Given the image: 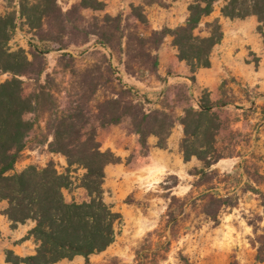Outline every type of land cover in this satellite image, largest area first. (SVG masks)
<instances>
[{
	"label": "rangeland",
	"instance_id": "1",
	"mask_svg": "<svg viewBox=\"0 0 264 264\" xmlns=\"http://www.w3.org/2000/svg\"><path fill=\"white\" fill-rule=\"evenodd\" d=\"M56 1L65 29L61 31L54 22L53 38L40 43L36 33L19 18L20 0H0V15L16 19L10 32L9 51L21 52L34 62L29 75L21 78L24 97L35 102L36 111L25 116L34 127L15 172L29 167L45 168L49 162H54L60 173L65 172L66 158L50 153L55 134L58 135L55 148H63L64 142H74L79 135L85 140L94 132L102 151L111 150L105 144L113 140L120 142L121 138L123 143L125 134L131 139L125 147L132 149V153L123 161L121 158L120 164L105 168L103 185L105 202L121 214L122 220L116 227L115 242L105 252L93 255L92 264H136L140 248L146 249L145 264L152 262L150 248L165 252V260L158 264H183L181 258L191 264H264L257 260L258 248L264 247V90L259 85L251 87L241 80L226 78L219 87V98L212 100L216 96L184 80L185 76L176 70L174 54L168 55L165 64L170 66L165 76L158 73L159 60L154 67L147 58H132L138 52L126 56L129 36L150 40L153 31L174 30L184 25L188 8L195 0H87V8L82 7V0ZM227 1L215 3L213 13L204 18L197 33L203 30L201 35H206L207 22L219 19L221 23V9ZM105 16H119L120 30L110 36L111 43L100 45L92 35L96 31L93 24ZM51 29L44 26L45 32ZM61 45L65 49L61 50ZM162 46L171 51L173 38H165L158 50ZM37 47L45 53L35 58L33 52ZM158 50L151 52L157 59ZM146 51L150 53V43ZM259 61L250 53L246 63L253 62L258 70ZM130 77H136L146 87H129ZM11 78L9 73L0 74V82ZM118 98L132 101L145 112L165 111L176 120L191 107L199 109L202 102L213 105L220 126L216 148L223 159L210 169L196 158L185 162L180 152L182 133V138L176 135L174 141L180 154L179 163L172 159L174 167L170 171L150 170L149 164L140 158L149 153L152 136L143 147L140 137L131 133L129 119L106 127L97 121L99 105ZM217 102L230 106L216 107ZM67 119L74 127L63 124ZM179 127L183 130L177 122L173 138ZM60 135L66 141H61ZM84 173L80 167L71 169L68 175L72 184L64 190L67 201L87 200L86 191L80 187ZM209 194L229 199L230 205L216 207L217 221L205 214L213 210L206 197ZM174 197L178 201L173 202L170 210ZM2 201L0 225L15 230L19 225L32 223L28 220L13 224L6 215L8 205ZM170 211L175 216L172 221L168 218ZM167 242L171 243L169 250H165Z\"/></svg>",
	"mask_w": 264,
	"mask_h": 264
},
{
	"label": "trees",
	"instance_id": "2",
	"mask_svg": "<svg viewBox=\"0 0 264 264\" xmlns=\"http://www.w3.org/2000/svg\"><path fill=\"white\" fill-rule=\"evenodd\" d=\"M86 1L82 0L81 5L84 8L88 7ZM217 1L195 0L188 8L189 16L184 25L174 30L163 28L161 31H153L150 40L138 35L129 36L126 42V56L131 57V53L138 52L139 54L133 55L132 58H147L151 65L157 67V56H153L151 52H156L165 38L170 36L173 38L178 59L186 64L192 75L190 78L194 81L193 75L198 69L210 67L211 54L223 39L219 19L205 23V36L201 35L203 30L197 33L204 18L213 13ZM18 13L30 31L36 33L34 35L40 43L53 38L51 28L54 27V22L59 25L61 31L65 29L62 12L57 7L56 0H20ZM221 16L230 20L256 16L260 23L258 31L264 34V0H229L222 7ZM120 19L119 16H105L101 21L96 19L93 24L96 31L92 32V35L97 37V44L111 43L110 36L116 35L120 30ZM15 21L14 16L10 18L0 15V74L12 75L10 80L0 82V200L8 202L6 215L13 224H24L28 220L35 223L21 241L33 238L37 247L34 254L25 257L7 250L6 263L57 264L81 256L85 260L84 264H92L90 258L93 255L105 252L115 242L116 227L122 220L121 214L105 202L103 190L105 168L111 164H120L121 158L115 156L111 150L102 151L94 132L88 134L85 140L79 135L74 142H68L60 135L61 141H66L63 148H55L58 140V135L55 134L50 153L66 158L65 172L60 173L54 162H49L45 168L29 167L23 172H15L34 127V123L27 121L25 116L36 111L35 102L23 95L21 80L29 75L34 62H30L21 52L13 53L8 49L10 32ZM45 25L51 30L45 32ZM121 40L120 37V43ZM148 43L149 54L146 51ZM60 47L61 50L65 49L64 45ZM44 53V50L37 47L33 56L38 58ZM127 92L130 93L129 90ZM227 104L217 102L216 107ZM213 108V105L202 102L199 109L191 107L176 120L165 111L145 112L132 101L118 98L106 100L99 105L97 121L101 127H106L129 119L130 131L140 137L143 147L147 146L148 138L154 136L158 138L157 146L160 148H166V141L179 122L183 126L180 152L184 161L189 162L196 158L206 169H210L223 159L216 148V136L220 126ZM68 119L63 124L74 127ZM74 167L85 170L80 187L86 191L87 200L80 203L75 200L67 201L64 196V190L72 184L68 174ZM206 197L213 210L205 214L209 219L217 221L216 207L220 209L230 205L229 199L210 194ZM175 201H178L176 197L172 199L170 210ZM168 218L170 221L174 220V213L170 211ZM170 246L171 243L167 242L165 250H169ZM145 251V248L137 250L136 264H145ZM148 251L150 255L153 254V258L150 257L151 264H158L166 258L165 252L161 254L159 249L150 248ZM181 259L183 264H191L189 260ZM257 260L264 263V247L258 248Z\"/></svg>",
	"mask_w": 264,
	"mask_h": 264
},
{
	"label": "crops",
	"instance_id": "3",
	"mask_svg": "<svg viewBox=\"0 0 264 264\" xmlns=\"http://www.w3.org/2000/svg\"><path fill=\"white\" fill-rule=\"evenodd\" d=\"M221 24L223 39L221 43L214 48L211 54L210 67L198 69L193 75L194 81L190 78L192 75L186 64L178 59L177 51L174 47H171V51H169L168 49L170 48L166 46H162L163 48L158 50L157 55L160 63L158 73L165 76L167 68L170 66L165 64L169 60L167 58H170L168 55L174 54V59H176V70H179V73H182L185 76L184 80L192 83L198 88V90H207L212 94L211 96H216V98H212V100L219 98V87L226 78L241 80L251 87L259 85V89L264 90V41L258 31L260 25L258 19L254 16L249 17L246 20H230L222 18ZM250 53L255 54L260 60L258 70L254 67L253 62L246 63V60H250ZM129 83V87H133L134 89L146 87L144 83L140 82L136 77H130ZM139 93L141 94L143 91ZM159 99H161V96ZM226 106L228 107L230 105L227 104ZM182 133V127H179L178 131L174 134V138L172 134L168 139L166 148L158 147V139L152 136L150 138L149 153L147 156H143V158L140 159H144V164H149L150 170L155 172L163 170L170 171L172 167H174L172 159L178 163L180 161L178 146H174V141L176 135L181 139ZM130 140L131 139L127 138L124 134L122 138L123 143H120V138V142L113 140V142L106 143L105 147L114 151L123 161L132 153V149H127L125 147L126 141L129 142ZM2 203L8 205L7 201H2ZM34 225L35 223L32 221L30 225H19L15 230H8L6 229V226L0 225V231L2 233L0 236V262L6 264L5 252L7 250H11L21 257L34 254L37 245L34 243L33 238L19 244L13 243L15 241H21L27 236L28 232L34 227ZM4 237H6V239H4ZM62 263L84 264L85 260L83 257L77 256L72 261L63 260L57 264Z\"/></svg>",
	"mask_w": 264,
	"mask_h": 264
}]
</instances>
